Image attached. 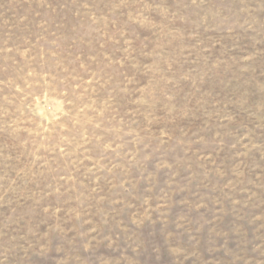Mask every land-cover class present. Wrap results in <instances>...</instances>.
I'll return each instance as SVG.
<instances>
[{
	"label": "rangeland",
	"instance_id": "obj_1",
	"mask_svg": "<svg viewBox=\"0 0 264 264\" xmlns=\"http://www.w3.org/2000/svg\"><path fill=\"white\" fill-rule=\"evenodd\" d=\"M0 264H264V0H0Z\"/></svg>",
	"mask_w": 264,
	"mask_h": 264
}]
</instances>
